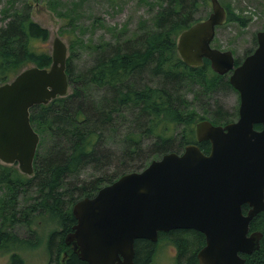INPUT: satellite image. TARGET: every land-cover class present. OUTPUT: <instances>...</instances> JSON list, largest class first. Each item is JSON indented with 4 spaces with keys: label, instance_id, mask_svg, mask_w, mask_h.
Wrapping results in <instances>:
<instances>
[{
    "label": "trees",
    "instance_id": "16d2710c",
    "mask_svg": "<svg viewBox=\"0 0 264 264\" xmlns=\"http://www.w3.org/2000/svg\"><path fill=\"white\" fill-rule=\"evenodd\" d=\"M18 1L6 0L2 10V18L7 22L0 27V84L24 66L48 67L51 62L47 51L31 47L35 40L45 41L48 30L33 21L24 7H14ZM209 1L157 0L159 9L153 16L152 29L141 33L136 41L128 40L97 54L90 67L80 74L72 71L71 54L66 57L65 72L72 92L34 105L29 113L32 127L41 136L38 144L47 137L52 142L51 150H36L31 175L0 163V191L5 189L0 198V254L9 253L6 264H26L14 251L23 241L7 228L17 221L29 226L38 218L36 214L43 213L56 219L59 229L47 235V260L40 264H87L63 241L75 223L71 207L76 200L94 195L123 173L143 169L155 157L170 151L181 152L187 143H196L205 153L209 150V142L197 141L194 134V124L206 118L197 117L189 108L184 89L198 84L202 96H211L231 86L224 75L210 69L209 61L188 66L176 49L179 33L201 19L194 17L200 2ZM45 2L53 12L65 14L57 10L59 0ZM224 8L225 21L245 24L230 7ZM73 20L70 16L68 25L74 27ZM73 48L71 42L69 49ZM79 81L80 87L74 85ZM87 82L103 90L96 103L82 95L81 88ZM211 112L214 117L209 121L214 124L232 121L218 104ZM125 122L128 124L121 133L119 126ZM112 134L119 138L118 151L107 144ZM146 138L151 141L145 142ZM87 165H114L115 171L82 182L76 176ZM31 186L39 191L38 201L19 208L15 192ZM246 208L243 205L244 211ZM249 230H259L262 238L257 250L243 255L245 264H264V209L251 219ZM166 241L176 247L175 264H197L195 255L204 236L194 229L159 231L156 241L136 239L133 264H153L158 243Z\"/></svg>",
    "mask_w": 264,
    "mask_h": 264
},
{
    "label": "water",
    "instance_id": "95a60500",
    "mask_svg": "<svg viewBox=\"0 0 264 264\" xmlns=\"http://www.w3.org/2000/svg\"><path fill=\"white\" fill-rule=\"evenodd\" d=\"M210 5L205 18L179 33L176 49L189 66L206 58L216 73H230L239 93L238 117L223 125L195 123L196 140L209 142L206 153L187 143L181 152L164 153L76 200L75 223L63 241L87 264H133L136 239L156 241L159 231L170 229L203 234L198 264H245L243 255L260 246L262 233L249 224L264 209V28L254 51L235 65L231 50L211 46L226 10L219 0ZM66 52L54 37L48 67L27 66L0 84V161L17 163L22 173H32L39 140L30 108L67 93Z\"/></svg>",
    "mask_w": 264,
    "mask_h": 264
},
{
    "label": "rangeland",
    "instance_id": "374dc122",
    "mask_svg": "<svg viewBox=\"0 0 264 264\" xmlns=\"http://www.w3.org/2000/svg\"><path fill=\"white\" fill-rule=\"evenodd\" d=\"M219 2L225 7H230L236 16L242 17L245 24L225 21L218 25L215 28L212 45L221 50H231L240 61L246 53L254 48L255 33L264 26V0H219ZM5 6L6 0H0V27L7 22V19L2 18V10ZM14 7H24V11L28 12L33 21L48 30V38L45 41L35 40L31 43V47L35 50L47 51L50 54L53 38L59 37L67 46L66 57L71 54V68L75 74H80L88 69L97 54L106 53L109 47L123 44L128 40L136 41L141 33L152 29L154 27L153 16L159 9L157 0H59L57 10H63L64 15H58L57 12L50 10L45 0H19ZM210 10V1L209 4L200 2L194 17L203 19ZM70 16L74 18V27L68 25ZM71 42L74 45L72 51L69 49ZM25 67L27 66L23 68ZM81 84V81L74 82V85H79V87ZM72 87L68 83L66 94L72 92ZM81 92L86 96L87 101L91 100L94 103L100 100L103 95V90L94 87L89 82L81 88ZM184 94L189 101V108L196 113L197 117L212 120L214 115L211 111L215 104H218L227 113L229 120L237 118L239 94L230 87L220 89L211 96H202L200 86L195 84L184 89ZM207 98L210 99L207 100ZM129 118L127 115L126 120ZM126 124L128 123L125 122L124 126H119L121 133L122 130L125 131ZM116 135L112 134L107 144L110 145L111 150L118 151L120 144ZM40 139L41 136H39V141ZM149 141L151 139L146 138L145 142ZM51 145V140L45 137L40 144H37L36 150L40 153L49 152L52 148ZM156 158L158 157L153 159ZM0 163L11 168L15 167L21 172L15 162L3 163L0 161ZM113 171H115L114 165L104 168L87 165L81 168L76 177L84 182L90 181L92 177L106 175V173L111 174ZM76 177L73 180H76ZM2 190L5 191V189ZM4 191H0V198ZM15 194L17 206L23 208L38 201L39 191L35 186H31L18 190ZM36 216L38 218H34L29 226L17 221L11 228H7L23 241L21 245L18 244L14 248V251L25 259L26 264H40L47 260L46 237L51 230L59 229L56 219H52L45 213L36 214ZM176 251V247L170 242H159L153 264H175ZM8 257V252L0 254V264H6Z\"/></svg>",
    "mask_w": 264,
    "mask_h": 264
},
{
    "label": "flooded vegetation",
    "instance_id": "af4514ba",
    "mask_svg": "<svg viewBox=\"0 0 264 264\" xmlns=\"http://www.w3.org/2000/svg\"><path fill=\"white\" fill-rule=\"evenodd\" d=\"M224 7V6H223ZM225 21V20H224ZM264 28V26L262 27V29ZM261 29V30H262ZM260 31V30H259ZM258 32V31H257ZM257 32L255 33V36H254V48L253 49H251L248 53H246V55H244V57L245 56H247L248 54H250V53H252L253 51H254V49L256 48V46H257V37H256V34H257ZM214 38V37H213ZM212 41H213V39H212ZM212 41H211V46L212 47H215V46H213L212 45ZM215 48H217V47H215ZM232 54H233V52H232ZM233 56H234V54H233ZM243 57V58H244ZM243 58L239 61L238 59H237V57H235L234 56V62H235V65H237V64H239L242 60H243ZM204 60H207V61H209L208 59H206V58H204ZM202 65V64H201ZM189 66V65H188ZM200 66V65H199ZM191 67H195V66H191ZM209 67H210V63H209ZM210 69H211V67H210ZM212 70V69H211ZM213 71V70H212ZM213 72H215V71H213ZM216 73V72H215ZM216 74H218V73H216ZM229 72L228 73H225V74H218V75H224L227 79H228V76H229ZM228 82H229V80H228ZM230 84V83H229ZM230 86H231V88L235 91V92H237L238 93V91L230 84ZM239 94V93H238ZM237 117H238V114H237ZM237 119V118H236ZM236 119H234V120H236ZM201 120V119H200ZM234 120H232V121H234ZM195 125V124H194ZM223 125V124H222ZM254 128H256V129H259L260 128V125H254ZM203 141H205V140H203ZM203 245H204V243H203ZM202 245V246H203ZM201 246V247H202ZM201 247H199V249L201 248ZM198 249V250H199ZM197 253V252H196ZM196 256V255H195ZM196 259H197V257H196ZM197 264H198V261H197Z\"/></svg>",
    "mask_w": 264,
    "mask_h": 264
}]
</instances>
